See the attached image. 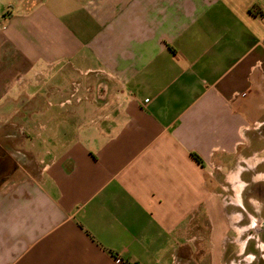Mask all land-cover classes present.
Instances as JSON below:
<instances>
[{
	"label": "crops",
	"instance_id": "0c3cea01",
	"mask_svg": "<svg viewBox=\"0 0 264 264\" xmlns=\"http://www.w3.org/2000/svg\"><path fill=\"white\" fill-rule=\"evenodd\" d=\"M8 5L0 264H223L264 208V0Z\"/></svg>",
	"mask_w": 264,
	"mask_h": 264
},
{
	"label": "rangeland",
	"instance_id": "374dc122",
	"mask_svg": "<svg viewBox=\"0 0 264 264\" xmlns=\"http://www.w3.org/2000/svg\"><path fill=\"white\" fill-rule=\"evenodd\" d=\"M18 1L20 0H0V11L7 12L9 9L8 4H15ZM34 130L35 132H42L38 124L34 127ZM260 186L264 187V183H261ZM260 201L264 203V200L261 199ZM245 204L248 213H244V217L240 215L236 220L234 219L238 232L236 240L239 241L235 244V247L232 248L231 246L228 249L223 264H264V208L260 212L255 202L245 201ZM236 210L242 211V206L237 202ZM259 230L261 231L260 234L258 233ZM248 240L249 244L244 248Z\"/></svg>",
	"mask_w": 264,
	"mask_h": 264
},
{
	"label": "trees",
	"instance_id": "16d2710c",
	"mask_svg": "<svg viewBox=\"0 0 264 264\" xmlns=\"http://www.w3.org/2000/svg\"><path fill=\"white\" fill-rule=\"evenodd\" d=\"M195 156H196L197 160H201V158L198 155H195Z\"/></svg>",
	"mask_w": 264,
	"mask_h": 264
}]
</instances>
